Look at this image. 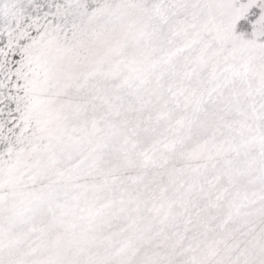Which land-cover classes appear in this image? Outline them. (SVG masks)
Listing matches in <instances>:
<instances>
[{
  "label": "snow or ice",
  "instance_id": "obj_1",
  "mask_svg": "<svg viewBox=\"0 0 264 264\" xmlns=\"http://www.w3.org/2000/svg\"><path fill=\"white\" fill-rule=\"evenodd\" d=\"M0 264H264V0H0Z\"/></svg>",
  "mask_w": 264,
  "mask_h": 264
}]
</instances>
